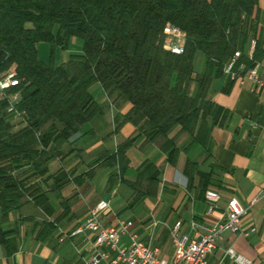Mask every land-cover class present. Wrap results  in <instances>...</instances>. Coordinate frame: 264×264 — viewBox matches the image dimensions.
Instances as JSON below:
<instances>
[{
    "label": "trees",
    "instance_id": "16d2710c",
    "mask_svg": "<svg viewBox=\"0 0 264 264\" xmlns=\"http://www.w3.org/2000/svg\"><path fill=\"white\" fill-rule=\"evenodd\" d=\"M166 24L185 33L181 54L163 47ZM263 30L258 0H0V74L15 70L19 84L11 91L19 92L16 108L23 111L17 127L6 111L7 100H0V245L5 254L14 253L17 245L15 229H5L2 220L29 198L51 212L36 180L62 154L61 145L103 112L90 85L98 82L116 104H131L126 114L118 115L117 126L133 123L171 154L172 127L179 124L190 134L196 129L198 141L205 117L221 111L206 94L234 51H241L237 66L261 61ZM74 38L81 41L79 52L70 51ZM251 38L255 48L249 59ZM40 43L48 44L47 61L39 57ZM58 49L69 50L65 61H57ZM197 51L204 54L205 66L194 74ZM228 79L229 86L234 80ZM133 140L106 153L104 162L118 165L119 173L126 170L125 151ZM152 168L148 162L140 168L147 184L136 188V199L151 194L157 183L155 174H146ZM48 177L57 189L69 181L63 171ZM52 231L51 223L42 221L36 238Z\"/></svg>",
    "mask_w": 264,
    "mask_h": 264
},
{
    "label": "crops",
    "instance_id": "0c3cea01",
    "mask_svg": "<svg viewBox=\"0 0 264 264\" xmlns=\"http://www.w3.org/2000/svg\"><path fill=\"white\" fill-rule=\"evenodd\" d=\"M258 7L264 28V0H258ZM66 52L65 58L57 54L58 62L67 59L69 50ZM193 64L194 74L204 70L202 52L195 53ZM259 71L264 75V56ZM228 82L225 73L212 79L206 98L221 111L205 117L198 141L194 140L196 129L190 134L179 124L172 127L168 136L175 150L171 154L149 141L148 132L138 130L133 123L126 121L117 126L118 115L126 114L131 104H116L98 82L90 85L88 90L103 112L61 145L62 154L52 158L47 163V174L36 180L51 212L45 213L29 198L2 220L5 229H15L17 250L6 255L0 245V264H85L96 250L94 235L71 232L100 199L109 202V208L102 212L106 223L132 220L135 232L151 240L170 259L174 223L180 220V231L191 234L193 221L210 225L223 220L231 196L247 211L240 220V230L221 231L207 263L239 264L227 252L232 248L250 264H264V87L255 89L247 78L234 80L229 86ZM194 90L193 83L191 92ZM129 138L134 140L125 151L128 167L119 173L118 165H107L102 157ZM145 162L153 165L146 174H155L157 183L151 187V194L136 199V188L147 184L145 175H139ZM60 171L69 181L57 189L53 178L45 177ZM207 189L220 195L212 213L207 212ZM42 221L51 223L53 231L41 240L36 232ZM252 227L254 231L249 230Z\"/></svg>",
    "mask_w": 264,
    "mask_h": 264
},
{
    "label": "built area",
    "instance_id": "2783aa9c",
    "mask_svg": "<svg viewBox=\"0 0 264 264\" xmlns=\"http://www.w3.org/2000/svg\"><path fill=\"white\" fill-rule=\"evenodd\" d=\"M165 39L163 47L173 54L184 51L185 33L178 27L166 24L164 26ZM264 41V30L262 33ZM255 48V39L251 38L246 56L251 59ZM241 55L240 50L234 51L224 67L228 78L237 80L247 78L254 83L255 89L264 87V75L260 74L261 61H256L251 67L242 62L237 66ZM19 84V79L13 68L0 74V100H7L6 111L13 120L23 121V111L16 108L19 102V92H12L11 88ZM207 201V212L212 213L220 198L219 193L207 189L204 193ZM109 208V202L100 199L89 208L84 220L76 226L71 234L91 232L94 235L95 252L85 264H208L207 255L216 245V239L224 229L240 230L239 223L247 208L240 201L231 196L226 203L225 218L210 225L193 221L192 233L180 231L181 221L177 220L171 228L173 253L169 259L162 254L160 248L151 240L142 239L134 230V223L130 219H118L116 224H108L102 219V212ZM254 231V228H250ZM248 231L245 232L247 234ZM230 257L239 264H250V260L227 249Z\"/></svg>",
    "mask_w": 264,
    "mask_h": 264
},
{
    "label": "rangeland",
    "instance_id": "374dc122",
    "mask_svg": "<svg viewBox=\"0 0 264 264\" xmlns=\"http://www.w3.org/2000/svg\"><path fill=\"white\" fill-rule=\"evenodd\" d=\"M74 43V45H72V47H71V49L72 50H76V49H81V41L80 40H78L77 38L75 39H73L72 40V44ZM57 54H59V55H61V56H63L64 58L66 57V55H67V52L66 51H64V50H57ZM47 56H48V44L47 43H41L40 44V46H39V57L41 58V59H43V60H45L46 58H47ZM13 122L17 125V127H19L18 126V121L16 120H13Z\"/></svg>",
    "mask_w": 264,
    "mask_h": 264
}]
</instances>
